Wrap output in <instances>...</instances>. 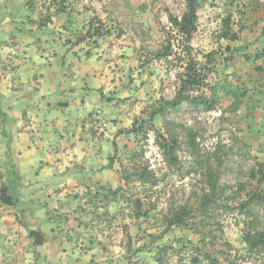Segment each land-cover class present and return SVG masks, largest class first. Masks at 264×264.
Segmentation results:
<instances>
[{
  "label": "rangeland",
  "instance_id": "1",
  "mask_svg": "<svg viewBox=\"0 0 264 264\" xmlns=\"http://www.w3.org/2000/svg\"><path fill=\"white\" fill-rule=\"evenodd\" d=\"M52 1L57 4L60 0H26V5L36 15H44L47 8L53 12L57 8L50 5ZM66 5L79 16L87 14V30L99 29L103 36L88 38L95 37L100 44L106 42L114 51L112 60L131 58L129 64L107 68L117 73L113 89L118 92L130 85L128 90L138 99L132 104H121V111L113 115L116 122H111L110 127L116 130L112 137L105 141L97 138L98 132L91 133L95 139L89 134L88 145L82 146V152L95 160L87 163L81 159L76 164L95 172L83 181L87 188H76L83 196L80 206L76 208L71 203L65 208L66 213L56 215L49 209L46 212L59 217L52 231L65 226L74 230L70 241H74L71 244L75 256L63 257V263L157 264L158 253L166 248L162 264H190L191 258L204 259L205 253L219 264H264V256L249 254L242 243L246 223L254 219L259 228H264V209L254 205L246 213L239 210L253 192L264 193V184L257 186L248 177L251 169L264 163V0H202L191 56L210 70L206 83L212 88L203 90L214 98L215 107L205 112L183 105L177 112L155 117L137 135L118 132L124 131L120 128H131L135 119L146 120L159 100L173 98L178 86L176 74L182 70L184 49L181 39L171 33L167 13L180 16L182 2L66 0ZM226 19L230 32L237 35L234 42L222 38ZM168 28L176 57L156 60L153 53L164 45ZM179 57L182 62L177 60ZM120 70H125L123 78ZM228 89L241 95L240 103L225 95ZM235 105L238 109L233 111ZM117 122L123 127H116ZM156 131L177 142L175 164L162 160ZM189 133L195 134V149L189 145ZM109 157H113V165L105 169ZM143 168L153 174L154 186L138 181L136 175ZM212 180L216 195L203 208L201 198L209 192ZM85 189L88 194H100L97 207L84 194ZM109 189L118 190L111 211L104 206ZM43 202L47 204L46 198ZM80 207L82 211L77 212ZM183 207L190 214L186 225L165 228L166 219ZM30 225L27 228L33 230L35 226ZM56 235L61 245L67 242L65 233ZM94 237L99 249L90 254L92 246L86 247L83 239ZM69 250L58 246L60 254H68Z\"/></svg>",
  "mask_w": 264,
  "mask_h": 264
},
{
  "label": "crops",
  "instance_id": "2",
  "mask_svg": "<svg viewBox=\"0 0 264 264\" xmlns=\"http://www.w3.org/2000/svg\"><path fill=\"white\" fill-rule=\"evenodd\" d=\"M35 15L26 0H0V193L13 173L21 183L16 206L0 198V264H64L63 257L75 256L70 241L74 230L65 226L52 231L59 219L52 214L66 213L71 203L80 206L83 196L76 188L95 172L76 164L95 160L82 152L89 134L98 132L97 138L105 141L112 137L113 115L121 104L138 99L128 90L130 85L114 90L117 73L108 70L112 64H129L131 58L112 60L114 51L95 37L77 43L87 31L86 13L79 16L66 8L42 28L35 25ZM120 72L123 78L125 70ZM48 209L52 214L46 215ZM21 220L42 232V246L35 248L27 239ZM57 232L68 236L65 244ZM96 241L83 239L86 247L92 246L90 254L99 249ZM58 246L69 248V253L60 254Z\"/></svg>",
  "mask_w": 264,
  "mask_h": 264
},
{
  "label": "trees",
  "instance_id": "3",
  "mask_svg": "<svg viewBox=\"0 0 264 264\" xmlns=\"http://www.w3.org/2000/svg\"><path fill=\"white\" fill-rule=\"evenodd\" d=\"M183 4V12L180 16H173L167 13L168 24L170 25L171 33L173 35L181 39V44L184 49L183 60L179 57L177 60L182 62V66L180 67L182 70L180 73L176 74L178 86L175 90L173 98L162 101L159 100L158 106L153 107L148 113L146 120H142L137 122L135 119L131 125V128L124 131H119L118 133H128L137 135L142 132V127L145 124H152L155 117H165V115L172 111L177 112L181 106L188 105L194 107L196 109L202 108L205 112L213 111L215 107V100L212 96H207L204 92V88H212L210 85L206 83L207 74L210 73V70L205 69V67H201L196 60L191 56L192 46L191 42L193 40V36L197 30V22H198V10L200 8V4L202 0H180ZM50 5H56V9L54 12H49L50 8L46 9V13L39 14L36 17L35 25L38 28L46 27L52 23V17L64 13L66 11V0H60L59 3L53 4V1ZM225 23V31L222 34V38L229 42H234L237 40V35L235 33L230 32L229 20L226 19ZM91 29V30H90ZM166 41L163 46L157 51L153 53V58L156 60H167L170 57H176L175 52L173 51V46L171 44V39H169V28L165 30ZM96 36L103 37L100 34L99 29L89 28L83 37L78 38L77 43L82 42L85 38ZM89 55L88 53L86 54ZM259 69V68H258ZM224 90L225 88H221ZM214 91V90H213ZM225 95L231 96L236 103H240L241 95L236 92V90L228 89L225 92ZM99 96L101 99H104L102 91L99 90ZM109 101H113L114 99H108ZM120 101V100H119ZM238 109V105L234 106L233 111ZM2 121L3 116L0 115ZM138 125L136 128L135 125ZM157 132V131H156ZM189 142L190 147L195 149L197 146L195 144V134L189 133ZM156 138L160 139V142L157 146V150L162 157V160L171 164H175L177 161L176 151L178 149V144L175 140L172 139L171 136L168 138H164L158 132L156 133ZM116 151V150H115ZM108 166L105 169H111L113 165V157H109ZM12 173V172H11ZM138 181L143 185L154 186L155 180L151 171H148L147 168H143L139 170ZM124 177V176H123ZM248 177L251 181L255 182L257 186L264 184V163H259L255 168L251 169ZM8 184L3 185L2 187V196L1 201L9 202L16 206L17 199L16 197L19 194L21 189L20 178L13 173V176L9 175ZM127 183V176L124 180ZM215 183L212 180L211 184H209L208 193L204 194L201 198L200 206L204 208V206L208 203L211 204L212 198L216 195ZM118 190H108L105 194V204L104 206L111 211L112 205L117 200V192ZM88 197L92 205L98 206L99 203V195L100 194H91L85 193ZM107 196V197H106ZM77 197V194L74 196ZM79 200H83V198H79ZM9 202V203H10ZM88 202V203H90ZM101 205V204H100ZM259 206L264 209V193L263 192H253L250 198L243 202L239 206V210L241 213H246L250 208V206ZM77 212L82 211L81 207L76 210ZM20 212V211H19ZM253 213V212H251ZM21 214V212H20ZM190 214L186 207L181 208L180 212H176L173 214V217L166 219L165 228L169 229L171 227H179L185 226L186 221L188 220ZM252 217V214H251ZM21 226L26 228L27 237L32 241V245L36 248L42 246L45 243V237L40 231L29 230L23 220L20 221ZM242 243L244 244V248L246 252L249 254L256 253L264 256V228H259L256 224V221L252 219L250 222L246 223L245 230L242 236ZM166 248L161 250L158 254L159 257L156 260L157 264H162L163 258L167 253ZM204 259H200L198 257H194L190 259V264H203L204 261H209V264H219L216 259L212 258L208 254H203ZM228 264H234L233 262Z\"/></svg>",
  "mask_w": 264,
  "mask_h": 264
}]
</instances>
